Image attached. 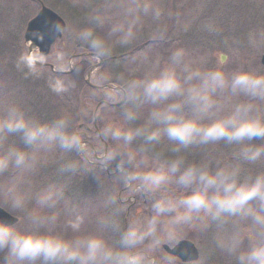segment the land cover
Wrapping results in <instances>:
<instances>
[{
    "label": "clouds",
    "instance_id": "9594fccd",
    "mask_svg": "<svg viewBox=\"0 0 264 264\" xmlns=\"http://www.w3.org/2000/svg\"><path fill=\"white\" fill-rule=\"evenodd\" d=\"M148 7L145 5L144 10ZM154 34L162 36L163 31ZM134 37L131 28L116 40L93 28L78 34L95 59L111 57L117 43L127 45ZM37 62L33 56L22 55L18 67L23 64L35 73ZM47 86L62 96L75 87V82L57 76L50 78ZM221 92L256 102L237 103L224 111L217 100ZM123 95L127 102L122 112L125 122L135 121L143 105L153 107L134 127L110 122L101 130L105 139L117 141L123 151L107 152L100 170L111 167L125 185H135L145 193L151 199V216L133 218L119 231L115 216L124 206L115 193H105L104 205L112 213L97 217L99 230L85 231L84 215L75 212L65 222L73 233L69 235L67 230L56 228L61 222L64 185L52 183L36 190L11 183L0 188V195L20 218L26 214L40 227L20 228L0 217V264H154L150 254L162 243L158 235L161 217H167L168 239L174 238L179 226L206 230L212 224H231V231L217 236L216 248L231 257L233 264H264V168H245V164L264 162V142L254 143L264 138V106L257 103L264 99V71L230 70L223 63L205 69L187 58L186 50L180 47L171 51L162 67L157 62L153 71L125 80ZM186 106H191L190 112L185 111ZM165 138L173 145L172 154L168 148L157 147ZM137 139L142 140L138 149L132 147ZM221 142L236 147L242 161H189L182 151ZM55 148L81 157L80 161L63 163L61 173H78L81 161L95 167L70 115L62 113L42 120L16 101L0 108V176L34 172L41 157ZM109 227L119 231L117 243L105 234ZM161 259L162 264H175L170 255ZM198 264H204L203 257Z\"/></svg>",
    "mask_w": 264,
    "mask_h": 264
},
{
    "label": "rangeland",
    "instance_id": "374dc122",
    "mask_svg": "<svg viewBox=\"0 0 264 264\" xmlns=\"http://www.w3.org/2000/svg\"><path fill=\"white\" fill-rule=\"evenodd\" d=\"M43 2L57 11L67 25L62 38L57 40L48 56L42 57L36 50L31 56L53 65L57 71H68L71 64L73 71L61 75L53 72L50 67L36 66L35 73H30L23 64L18 67L20 57L29 55L24 32L28 21L39 11L40 5L33 0H0V108L8 101H16L22 104L30 115L42 120L54 119L62 113L70 115L74 130L82 137L85 153L97 164L92 167L81 161L82 167L78 173H61L59 169L63 163L68 160L80 161L81 157L75 152L64 153L55 148L41 157L34 172L18 176L5 173L0 176V188L11 183H20L23 187L36 190L52 183L64 185L65 200L59 206L61 222L56 228L61 232L67 230L69 235L73 233L66 229L65 222L75 212L84 215L85 231L99 230L97 217L112 213V209L104 205V195L115 193L118 203L124 206V210L115 216L119 231H122L133 218L151 216V199L137 190L135 185H125L119 176L112 172L111 167L109 171L112 174L107 170H100L105 148L107 152L114 149L123 151V147L117 141L105 139L101 135V130L110 122H120L126 127H134L143 122L153 105H143L139 109L138 118L131 122L122 119L126 99L119 107L101 106L95 115L99 102H119L123 93L116 89H93L88 86L85 80L91 68L103 60L101 66L91 72L90 79L93 84L123 86L125 80L153 71L157 62L162 67L168 61L171 51L183 47L187 58L205 69L223 63L230 70L247 68L264 71L260 60L264 53V0H43ZM145 5L150 6L147 11L144 10ZM86 28H93L97 33L104 35L111 34L112 40H116L131 28L135 37L127 45L117 43L111 57L95 59L94 56L81 55L92 52L89 46L78 38V34ZM114 28L118 30L113 32ZM161 30L162 36L154 34ZM72 55L78 56L70 62ZM57 76L66 81H74L75 87L62 96L52 93L48 89L47 81ZM217 100L224 111H230L235 104L254 101V98L228 97L221 92L217 94ZM257 103L264 106V99ZM185 111L190 112L191 106H186ZM261 142H264V138L254 141ZM141 144L142 140L137 139L132 147L138 149ZM172 146L165 138L157 147L168 148L169 154H172L170 152ZM94 151L99 158L94 157ZM182 151L189 161L222 158L224 162L235 163L243 159L236 147L223 142L191 146ZM118 159L119 157L117 161ZM112 167H115V164ZM245 168L260 170L264 168V162L245 164ZM0 207L19 218L16 223L18 227L25 229L40 227L26 214L20 218L2 195ZM166 221L167 217L160 218L158 235L161 236L162 243L156 252L150 254L154 258V264H162L161 258L165 254L169 255L162 248L163 244L172 247L184 238L192 240L199 249L200 258L193 264H198L201 257L204 258V264H233L232 258L215 246L217 236L222 232L231 231V224H212L206 230H201L199 226L195 228L179 226L175 229L174 238L168 239ZM104 231L113 243L118 242L119 231L111 227Z\"/></svg>",
    "mask_w": 264,
    "mask_h": 264
},
{
    "label": "water",
    "instance_id": "95a60500",
    "mask_svg": "<svg viewBox=\"0 0 264 264\" xmlns=\"http://www.w3.org/2000/svg\"><path fill=\"white\" fill-rule=\"evenodd\" d=\"M38 1L40 2L41 8L38 11V13L28 21L24 33V41L26 44H28L30 56L35 50L40 55L47 56L50 53L52 46L55 44V42L62 37L63 35L62 32L66 28V21L56 11L47 7L41 0ZM81 55H93V54L83 53ZM76 56L77 55H73L71 59H73ZM101 63L102 61L96 66L92 67L86 78V82L92 87H96V85H94L91 82L90 79L91 72L94 68L100 66ZM261 63L262 65H264V53L261 56ZM36 65L46 66L48 64L41 63L38 61ZM72 70L73 68H70V70L65 71L64 73H70L72 72ZM103 87H110L123 91V89L119 86L113 87L110 85H105ZM124 100L125 97L123 96L122 100H120L119 102L113 105H120L124 102ZM0 217L15 224L19 221L18 217L14 216L13 214H11L2 207H0ZM163 248L168 253L174 255L175 257L180 258L184 262L196 261L199 258L198 249L196 248L195 244L190 240H185V239L180 240L173 247L164 244Z\"/></svg>",
    "mask_w": 264,
    "mask_h": 264
},
{
    "label": "flooded vegetation",
    "instance_id": "af4514ba",
    "mask_svg": "<svg viewBox=\"0 0 264 264\" xmlns=\"http://www.w3.org/2000/svg\"><path fill=\"white\" fill-rule=\"evenodd\" d=\"M94 157H95V158H98V157L96 156V154H94ZM96 164H97V163H96ZM98 166H99V165H98ZM101 167H102V166H101ZM128 210H129V208H128ZM169 255L175 258V264H193L194 262H196V261H193V262H183V261H181V259H179V258H177V257H175V256H173V255H171V254H169Z\"/></svg>",
    "mask_w": 264,
    "mask_h": 264
}]
</instances>
